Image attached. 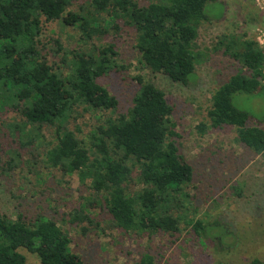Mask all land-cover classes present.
I'll list each match as a JSON object with an SVG mask.
<instances>
[{
  "label": "trees",
  "instance_id": "16d2710c",
  "mask_svg": "<svg viewBox=\"0 0 264 264\" xmlns=\"http://www.w3.org/2000/svg\"><path fill=\"white\" fill-rule=\"evenodd\" d=\"M212 1L140 5L135 0H81L73 10V0H0V109L9 106L21 117L20 122L1 121L0 126L21 148L31 147L43 126L54 128L56 143L43 153L46 165L76 175L81 185L89 182L113 229L124 234L175 237L182 222L204 245L209 239L220 241L226 233L217 221L189 219L192 203L185 188L192 181V167L170 140L172 107L152 82L134 78L139 89L131 108L94 127L89 148L81 145L76 135L81 130L74 126L89 110L117 108L116 98L99 82L118 67L116 44L106 41L109 32L133 30L143 68L186 85L204 55L196 48L198 29L208 21L209 11L222 14ZM43 21H58L77 31L85 46L64 51L62 70L50 66L38 49ZM58 50L62 52L60 45ZM214 50H222L247 75L240 70L214 91L207 124L212 129L233 128L238 143L264 156V123L250 124V114L233 104L239 94L264 99V51L254 39L234 34L222 35ZM206 127L202 124L201 132ZM8 153L19 158L18 151ZM134 172L141 188L130 191ZM87 202L71 213V224L93 223L87 205L93 207L94 202ZM70 245L68 234L53 220L37 216L27 221L21 215L13 220L0 211V264H25L21 250L36 256L40 264H84ZM138 264H153V257L144 254Z\"/></svg>",
  "mask_w": 264,
  "mask_h": 264
},
{
  "label": "rangeland",
  "instance_id": "374dc122",
  "mask_svg": "<svg viewBox=\"0 0 264 264\" xmlns=\"http://www.w3.org/2000/svg\"><path fill=\"white\" fill-rule=\"evenodd\" d=\"M140 5L159 0H135ZM72 9L81 4L73 0ZM217 16L208 12V21L198 29L196 48L204 55L195 67L194 78L186 85L171 82L143 68L135 50L133 30L117 35L109 32L107 42H115L118 67L103 75L100 84L118 102L114 112L88 111L76 122L75 129L81 145L90 147L93 128L124 114L132 106L139 86L137 76L152 82L163 91L172 107L169 118L174 135L170 140L178 147L182 160L192 167V181L185 188L189 195V219L204 223L217 221L226 233L201 245L190 226L181 222L175 237L155 235L148 238L113 229L110 216L102 202L95 197L89 182L81 185L76 175L67 176L49 168L44 152L56 143L54 128L43 126L39 137L29 148L11 140L9 132L0 126V211L15 220L19 215L29 221L42 216L55 221L70 240L73 253L84 264H138L144 254L153 257V264H248L258 260L264 264V156L256 155L236 141L233 128L212 129L207 112L216 89L245 69L222 50H214L224 34L245 36L262 42L264 33V0H213ZM212 10V6L210 7ZM208 11V10H207ZM112 33V34H111ZM38 49L50 66L63 69L64 51L85 48L81 36L58 21L42 22ZM59 45L62 49L58 50ZM70 57L68 58V60ZM237 108L250 114V124L263 126L264 99L261 96L239 94L233 99ZM20 122L21 117L9 106L0 109V122ZM206 131L201 132V125ZM73 126L71 125L70 128ZM18 151L15 154L8 153ZM17 159L15 160L13 159ZM11 164H7L10 161ZM133 174L130 191L141 188ZM92 200L88 207L92 224H71L70 215ZM99 200L100 203L97 202ZM182 216V213H180ZM25 264H40L37 257L21 250Z\"/></svg>",
  "mask_w": 264,
  "mask_h": 264
},
{
  "label": "built area",
  "instance_id": "2783aa9c",
  "mask_svg": "<svg viewBox=\"0 0 264 264\" xmlns=\"http://www.w3.org/2000/svg\"><path fill=\"white\" fill-rule=\"evenodd\" d=\"M261 38H262V42L260 41V38H259V40L257 41V43L259 44V46L264 51V33L262 34Z\"/></svg>",
  "mask_w": 264,
  "mask_h": 264
}]
</instances>
